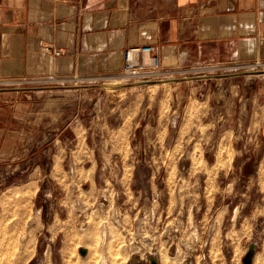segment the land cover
<instances>
[{"label":"rangeland","instance_id":"1","mask_svg":"<svg viewBox=\"0 0 264 264\" xmlns=\"http://www.w3.org/2000/svg\"><path fill=\"white\" fill-rule=\"evenodd\" d=\"M255 74L26 85L35 107L0 156V264H264Z\"/></svg>","mask_w":264,"mask_h":264},{"label":"crops","instance_id":"2","mask_svg":"<svg viewBox=\"0 0 264 264\" xmlns=\"http://www.w3.org/2000/svg\"><path fill=\"white\" fill-rule=\"evenodd\" d=\"M145 45L167 70L264 63V0H0V79L109 81ZM253 77L264 143V74ZM31 87H0V156L35 107Z\"/></svg>","mask_w":264,"mask_h":264},{"label":"built area","instance_id":"3","mask_svg":"<svg viewBox=\"0 0 264 264\" xmlns=\"http://www.w3.org/2000/svg\"><path fill=\"white\" fill-rule=\"evenodd\" d=\"M54 53L55 55H59V51H55ZM263 66L264 63L261 62H255L251 64H240L238 62H232L223 65L217 64L193 68H181L177 70H167L162 68L160 58L156 53L155 48L151 45H145L129 48L128 50H126L124 53V63L122 69L118 74H115L110 78L117 79L124 83L135 82L137 84H146L152 79L167 77L176 73H180L184 76L189 74H197L198 77L207 79L210 78V75L214 74L215 72H234L246 68H252L253 70H255V68H261ZM47 81H51V79H0V87L29 85Z\"/></svg>","mask_w":264,"mask_h":264},{"label":"water","instance_id":"4","mask_svg":"<svg viewBox=\"0 0 264 264\" xmlns=\"http://www.w3.org/2000/svg\"><path fill=\"white\" fill-rule=\"evenodd\" d=\"M255 73H257V72H255ZM188 79L192 80V79H196V78H188ZM171 81H178V80H163V81H160V82H171ZM132 85H135V84L134 83H126L123 86H132ZM136 85L137 86H142V85H144V83H140V84H136ZM123 86H119V85L118 86H112V85H107V84H101V85H99V87H101L103 89L118 88V87H123ZM251 251H252V248H250V253H251ZM79 253H80L81 256H84L86 254V250L85 249H80L79 250ZM248 257L249 256H247L244 259V261H243L244 264H250V261L251 260H249ZM150 264H157V263L154 262V261H151Z\"/></svg>","mask_w":264,"mask_h":264},{"label":"bare ground","instance_id":"5","mask_svg":"<svg viewBox=\"0 0 264 264\" xmlns=\"http://www.w3.org/2000/svg\"><path fill=\"white\" fill-rule=\"evenodd\" d=\"M246 71H251V70H253L252 68H246L245 69ZM109 82H116V83H111V84H107V85H112V86H118L119 84H122V85H119V86H123L124 84V82H121V81H119V80H117V79H115V81H109ZM121 82V83H120ZM148 82H150V81H148ZM147 82V83H148ZM135 85L137 84V83H135V82H133ZM159 257V256H158ZM156 260V259H155ZM252 260H253V257H252ZM157 261H159L158 259H157ZM159 263V262H158Z\"/></svg>","mask_w":264,"mask_h":264}]
</instances>
